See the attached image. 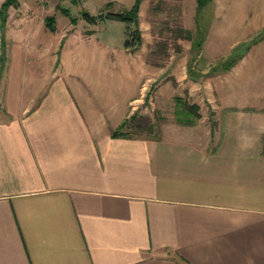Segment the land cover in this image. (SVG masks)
Listing matches in <instances>:
<instances>
[{
  "label": "crops",
  "instance_id": "1",
  "mask_svg": "<svg viewBox=\"0 0 264 264\" xmlns=\"http://www.w3.org/2000/svg\"><path fill=\"white\" fill-rule=\"evenodd\" d=\"M6 1L0 264H264V102L227 105L213 150L182 130L116 136L139 99L126 73L47 37L59 16L36 34L28 10L2 15ZM214 6L231 29L264 31V0ZM253 39L262 63L264 37Z\"/></svg>",
  "mask_w": 264,
  "mask_h": 264
},
{
  "label": "rangeland",
  "instance_id": "2",
  "mask_svg": "<svg viewBox=\"0 0 264 264\" xmlns=\"http://www.w3.org/2000/svg\"><path fill=\"white\" fill-rule=\"evenodd\" d=\"M16 3L15 21L28 10L37 34L47 16H59L58 31L52 17L55 31L46 29L47 37L70 40L82 57L106 54L126 73L127 86L135 87L139 99L124 130L139 137L159 139L182 130L200 134L213 150L220 143L227 105L264 102V62L254 60L262 48L250 51L253 38L264 37V31L253 36L231 29L236 26L229 16L216 15L214 0L199 12L197 0H142L134 25L112 16L131 11L136 0ZM133 27L139 33L134 50ZM186 104H198L200 117L189 114Z\"/></svg>",
  "mask_w": 264,
  "mask_h": 264
},
{
  "label": "trees",
  "instance_id": "3",
  "mask_svg": "<svg viewBox=\"0 0 264 264\" xmlns=\"http://www.w3.org/2000/svg\"><path fill=\"white\" fill-rule=\"evenodd\" d=\"M141 1L142 0H136V3L133 7V9L129 12H124V13H120V14H116V15H113L112 18H116L118 20H126V21H129L131 22L133 25L135 24V21H136V18H137V15H138V11H139V8H140V5H141ZM213 0H197V3H198V12L200 10H202L203 8H205L207 5H209ZM17 4L16 3V0H7L4 4H3V7H2V15L4 14V12L7 10V8L11 5H15ZM197 17H198V13H197ZM52 17L48 18V26H49V29L54 32L55 31V28L54 26L52 25V22L54 21L53 19L50 21ZM133 33H134V37H133V43L135 44L133 46V50L135 49L136 45H138L139 43V40L138 38H136V33L139 35L138 33V29H135L133 27ZM201 32H203L202 28H201ZM229 59L226 60V62L228 61L229 62ZM225 63V62H222L221 65ZM186 110L189 114L191 115H195L196 117H200V113H199V110H200V107L198 104H186ZM128 122L126 121L122 127L120 128V131H118L115 135L116 136H125V137H128V138H133V137H139L138 134L136 133H131V132H127L125 131L124 129L126 128Z\"/></svg>",
  "mask_w": 264,
  "mask_h": 264
}]
</instances>
